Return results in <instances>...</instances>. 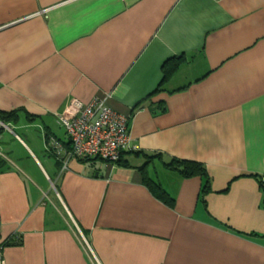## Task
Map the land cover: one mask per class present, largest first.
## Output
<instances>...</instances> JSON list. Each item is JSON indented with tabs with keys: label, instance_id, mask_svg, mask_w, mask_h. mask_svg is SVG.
Segmentation results:
<instances>
[{
	"label": "crops",
	"instance_id": "obj_1",
	"mask_svg": "<svg viewBox=\"0 0 264 264\" xmlns=\"http://www.w3.org/2000/svg\"><path fill=\"white\" fill-rule=\"evenodd\" d=\"M107 95L121 163L64 165L56 113ZM0 112L41 138L0 129L5 264H264V0H0Z\"/></svg>",
	"mask_w": 264,
	"mask_h": 264
},
{
	"label": "built area",
	"instance_id": "obj_2",
	"mask_svg": "<svg viewBox=\"0 0 264 264\" xmlns=\"http://www.w3.org/2000/svg\"><path fill=\"white\" fill-rule=\"evenodd\" d=\"M109 98L110 95L95 97L86 104L72 99L62 112L56 113L58 124L64 129L70 143L66 157L61 159L64 165L70 158L115 163L129 146L128 117L112 110L108 105ZM0 129L12 132L2 121ZM52 144L54 148L58 147L56 142ZM82 241L89 248L85 238L82 237ZM0 264H5L1 247Z\"/></svg>",
	"mask_w": 264,
	"mask_h": 264
},
{
	"label": "trees",
	"instance_id": "obj_3",
	"mask_svg": "<svg viewBox=\"0 0 264 264\" xmlns=\"http://www.w3.org/2000/svg\"><path fill=\"white\" fill-rule=\"evenodd\" d=\"M173 71V68H172ZM166 77V74H165ZM12 114H5L0 112V121L5 123L8 117H11ZM90 161V160H88ZM116 164L121 163V159H119ZM166 167L170 170L178 171L184 178H189L192 176H200L204 178L205 182L209 180V175L206 172V169L197 162L186 161V160H172L169 164H166ZM154 195L162 200L165 203L172 204L173 200L169 197V195L161 189L156 183H151V188ZM1 247V246H0Z\"/></svg>",
	"mask_w": 264,
	"mask_h": 264
},
{
	"label": "rangeland",
	"instance_id": "obj_4",
	"mask_svg": "<svg viewBox=\"0 0 264 264\" xmlns=\"http://www.w3.org/2000/svg\"><path fill=\"white\" fill-rule=\"evenodd\" d=\"M12 129V132L4 129V132H5V137H9L11 138L13 141L14 140H17L15 137L17 135V137H21L22 139H24L25 141H27L26 137L24 134H26V132H30L32 133L34 136H36V141L38 143L41 142V138H40V135L38 134L39 130L36 129L35 127H20V125H17V126H13L11 127Z\"/></svg>",
	"mask_w": 264,
	"mask_h": 264
}]
</instances>
